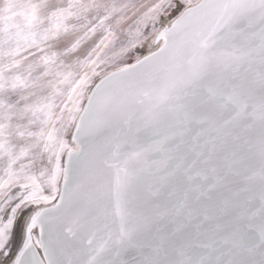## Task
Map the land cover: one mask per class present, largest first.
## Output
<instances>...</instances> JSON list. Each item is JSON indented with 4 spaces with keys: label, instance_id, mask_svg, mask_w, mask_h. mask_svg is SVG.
<instances>
[{
    "label": "snow or ice",
    "instance_id": "obj_1",
    "mask_svg": "<svg viewBox=\"0 0 264 264\" xmlns=\"http://www.w3.org/2000/svg\"><path fill=\"white\" fill-rule=\"evenodd\" d=\"M0 264H264V0H0Z\"/></svg>",
    "mask_w": 264,
    "mask_h": 264
}]
</instances>
